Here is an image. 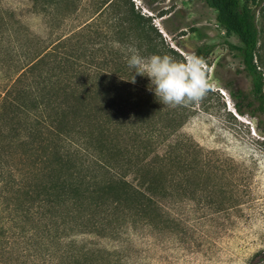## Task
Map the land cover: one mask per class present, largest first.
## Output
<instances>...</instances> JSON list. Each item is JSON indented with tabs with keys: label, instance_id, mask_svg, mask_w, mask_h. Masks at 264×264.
Masks as SVG:
<instances>
[{
	"label": "trees",
	"instance_id": "obj_1",
	"mask_svg": "<svg viewBox=\"0 0 264 264\" xmlns=\"http://www.w3.org/2000/svg\"><path fill=\"white\" fill-rule=\"evenodd\" d=\"M35 1L30 0L33 7ZM202 1L214 11L216 25L239 43L230 47L252 93L228 89L234 110L241 115L238 101L246 102L251 117L264 122L254 11L245 0ZM250 1L264 6V0ZM99 4L123 15L114 0ZM123 11L140 19L131 4ZM136 22L132 31L121 23L114 28L140 51L136 32L146 34ZM7 23L0 10V256L15 247L30 264H102L94 257L104 251L77 249L68 234L102 237L125 224L155 226L165 217V188L178 174L204 167L196 162L200 150L187 140L168 139L174 117L161 113L162 103L144 91L143 78L127 66L119 48L86 74L75 62L68 65L65 37L52 41L47 33L17 56L2 40ZM73 47L76 51L78 42ZM7 237L12 246L4 252Z\"/></svg>",
	"mask_w": 264,
	"mask_h": 264
},
{
	"label": "rangeland",
	"instance_id": "obj_2",
	"mask_svg": "<svg viewBox=\"0 0 264 264\" xmlns=\"http://www.w3.org/2000/svg\"><path fill=\"white\" fill-rule=\"evenodd\" d=\"M100 2L36 0L33 7L30 0H0V10L8 15L4 45L18 50L21 57L19 52L47 33L52 41L65 37L68 65L75 62L87 74L93 63L110 59L115 48L126 56L131 39L126 31L125 37L116 36L114 26L121 23L132 31L138 20L146 34L136 32L142 56L169 54L183 59L194 53L203 58L211 85L207 95L187 107L162 104L161 113L174 117L175 128L167 138L187 140L199 148L196 162L204 167L178 174L176 182L165 188L161 199L165 217L155 226L125 224L102 237L75 231L67 240L77 249L104 251L94 257L102 264H264V122L251 117V108L237 100L243 112L238 115L227 92L239 90L248 97L252 93L230 47L239 45L237 39L216 25L214 11L202 0H114L122 16ZM129 4L140 19L124 13ZM245 4L254 11L256 54L264 75V6H253L250 0ZM104 70L110 71L109 65ZM141 77L144 91L153 95L147 88L149 79ZM10 245L7 237L4 252ZM14 249L0 256V262L30 264Z\"/></svg>",
	"mask_w": 264,
	"mask_h": 264
},
{
	"label": "clouds",
	"instance_id": "obj_3",
	"mask_svg": "<svg viewBox=\"0 0 264 264\" xmlns=\"http://www.w3.org/2000/svg\"><path fill=\"white\" fill-rule=\"evenodd\" d=\"M126 62L136 75L147 77L148 90L163 105L172 108L202 101L211 88L205 62L194 53L186 54L183 59L169 54L142 56L138 48L129 46ZM130 81L135 83V77Z\"/></svg>",
	"mask_w": 264,
	"mask_h": 264
}]
</instances>
